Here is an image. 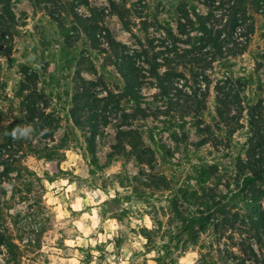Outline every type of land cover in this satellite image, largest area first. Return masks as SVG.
Masks as SVG:
<instances>
[{
	"label": "trees",
	"instance_id": "16d2710c",
	"mask_svg": "<svg viewBox=\"0 0 264 264\" xmlns=\"http://www.w3.org/2000/svg\"><path fill=\"white\" fill-rule=\"evenodd\" d=\"M13 1L0 0V74L3 59L7 61L6 66L13 65V40L20 27L13 12ZM28 1L34 10H44L58 26L61 12L65 11L90 46L105 54V65L119 77V86L99 92L94 89L102 83L86 80L77 70L71 107L65 118L81 131L90 156L96 158V138L108 125V115H117L119 126L107 159L131 156L140 165L134 181L142 189L174 193L169 203L180 226L172 234L182 242L180 249L185 251L188 245H196L200 234L212 230L218 243L223 239L232 240L235 235L244 237L234 244L241 254L231 252L230 263L236 260V264L249 261L264 264V80L259 74L263 66L259 62L248 75L235 77L231 62L246 52L256 32V17L264 18V0H208L209 4H217V10L205 17L196 13L190 0H177L173 12L178 26L183 29L185 24L197 26L201 34H182L180 38L173 34L161 38L134 37L137 47L132 48L117 42L103 27V10L88 8L91 14L88 18L77 13L78 6L88 7V0H72L77 2L75 7L65 0L68 9L64 10L50 8L49 0ZM106 1L124 30L132 33L128 13L135 12L141 19L140 12L127 8L126 0ZM104 42L107 50L102 48ZM19 73L21 81L13 98L6 95L7 84L0 77V222L4 220L2 211L9 207L3 184L8 182L15 188L24 177L32 175L23 164L27 156L53 158L58 151L65 150L67 141L64 136L57 145L35 147L37 137L52 139L60 124L46 113L48 103L43 92L37 89V74L25 66L20 67ZM146 89L154 92L146 95ZM211 92L214 93V116L207 121ZM250 93L256 97H249ZM259 93L263 98H257ZM163 116L170 120H161ZM244 117L246 140L231 168L222 169L219 163L211 164L201 158H196L195 164L191 162L190 154L195 155L206 145L217 150L223 141L227 143L225 151L228 150L230 138L244 128L241 123ZM136 122L146 126H137ZM188 127L198 134L200 139L196 143L190 142ZM156 132L168 134L174 151L157 139ZM174 153L180 154L181 159L172 166L189 167L195 176L196 189L190 190L188 178L184 183V172L176 170L169 175L156 158V155L172 158ZM221 186L226 193L220 190ZM135 191L139 197L143 196L144 190ZM235 199L243 203V211L232 205ZM5 230L0 223V250L3 248L10 256L8 264H17L19 248ZM148 233L147 229L141 231L149 240ZM250 241H255L257 250ZM226 260L221 259L223 264H227Z\"/></svg>",
	"mask_w": 264,
	"mask_h": 264
},
{
	"label": "rangeland",
	"instance_id": "374dc122",
	"mask_svg": "<svg viewBox=\"0 0 264 264\" xmlns=\"http://www.w3.org/2000/svg\"><path fill=\"white\" fill-rule=\"evenodd\" d=\"M126 1V7L140 12L141 16V19H138L134 11L128 13L132 33L124 30L106 0H88V7L80 5L76 11L80 16L88 18L91 16L88 8L103 10V27L109 30L117 42L131 48L137 47L134 37L161 38L165 34H173L180 38L182 34H201L197 26L185 24L184 29L178 26L177 15L173 12L177 0ZM69 2H72L74 7L77 5L75 1ZM48 4L50 8L68 9L65 0H49ZM190 4L195 7L200 17L217 10V4H209L208 0H190ZM13 12L20 27L13 40L12 67L6 66L7 61L2 60L0 77L2 82L7 84L6 95L13 98L18 90L21 66L35 72L38 76L37 89L43 92L48 103L46 113L59 122L60 128L52 139L37 137L34 145L38 148L54 146L67 136L65 150L58 151L57 156L50 159L27 156L23 164L32 175L24 177L15 188L8 182L3 184L6 191L5 200L9 207L2 211L4 220L0 223L19 248L16 263L223 264L221 259L226 258L227 264H236V260L230 263L231 252L241 254L234 244L244 237L235 235L232 240L223 239L218 243L217 236L209 230L199 235L196 245H188L186 250L182 251V242H178L172 234L180 226V223L174 220L169 203L174 193L142 189L134 181L140 165L131 156L107 159L119 126L117 115H108V125L96 138V158H92L88 153L81 131L66 120V113L71 107L77 70L86 80H99L102 83L94 89L95 91L119 86V77L110 66L105 65V54L90 46L85 35L75 29L72 19L67 17L65 11L61 12L59 26L44 10H34L28 0H14ZM191 20L196 21L193 16ZM144 22L147 24H143ZM255 28L256 32L251 36L246 52L231 60L235 77L248 75L260 62L263 68L259 74L264 80L263 17H256ZM102 48L108 49L105 42ZM153 92V89H146L144 94ZM249 97L256 96L250 93ZM257 98H263L262 94L259 93ZM3 107H6V103ZM208 114L210 117L206 116V120L210 121L214 116L213 92L208 99ZM165 118L163 116L161 120H170V117ZM241 123L244 128L230 138L228 150L225 151L227 143L223 141L217 150L211 145H206L195 155L190 154L191 162L195 164L196 158H201L211 164L219 163L222 169L231 168L236 155L242 152V145L247 136L246 117ZM136 125L146 126L142 122H136ZM188 128L190 142L196 143L200 139L198 134L193 128ZM158 138L168 149L174 151V145L167 133L160 132ZM151 147L155 148L153 144ZM172 156L163 158L156 155V158L169 175L176 170L184 172V183L188 178L186 183L191 186L190 190L196 189L195 176L189 167L172 166L179 164L181 155L174 153ZM135 189L144 190L143 196L139 197ZM16 190L19 192L16 193ZM220 190L226 193L223 186ZM12 191L16 194H12ZM20 193L22 194L19 195ZM22 195L23 199L20 197ZM232 205L239 206L241 211L244 210V205L239 199H235ZM262 206L264 208V201ZM144 229L149 232V240L141 234ZM29 240L32 242L28 243ZM250 242L257 250L255 241ZM259 258L261 261L260 254ZM9 262L10 256L1 248L0 264ZM244 264L257 263L249 261Z\"/></svg>",
	"mask_w": 264,
	"mask_h": 264
}]
</instances>
